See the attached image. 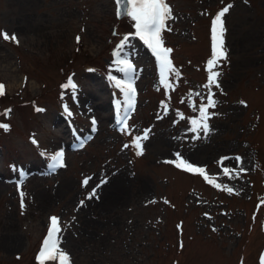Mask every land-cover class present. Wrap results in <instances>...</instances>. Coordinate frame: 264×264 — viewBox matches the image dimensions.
Returning <instances> with one entry per match:
<instances>
[{"label": "rangeland", "instance_id": "rangeland-1", "mask_svg": "<svg viewBox=\"0 0 264 264\" xmlns=\"http://www.w3.org/2000/svg\"><path fill=\"white\" fill-rule=\"evenodd\" d=\"M166 2L173 18L162 40L180 73L173 89L159 83L155 56L116 0H0V33L18 39L0 35V123L10 126L0 128V264H38L51 217L71 264H260L264 0ZM227 5L216 105L197 138L190 121L207 102L212 20ZM125 36L121 58L135 67L137 94L130 133L113 79L128 78L114 55ZM69 80L75 89L62 87ZM145 130L137 155L133 138ZM59 151L65 166L53 169ZM177 154L213 183L176 167ZM9 232L18 246L3 244Z\"/></svg>", "mask_w": 264, "mask_h": 264}, {"label": "snow or ice", "instance_id": "snow-or-ice-1", "mask_svg": "<svg viewBox=\"0 0 264 264\" xmlns=\"http://www.w3.org/2000/svg\"><path fill=\"white\" fill-rule=\"evenodd\" d=\"M118 10V16H127L130 17L132 21H134L135 28V36H137L140 40L143 41L145 45L151 50L153 55L155 56L158 62L159 68V83L163 86L164 89H173L174 83L170 80V76L174 77L176 80L180 78V73L178 69L173 65L172 60L170 58V53L173 51L170 48L164 46L162 40V32L167 29V21L172 19V9L166 0H116ZM232 5H227L222 8L212 20V57L207 62V70H208V81L204 87L208 88V94L206 97V103L201 102L198 107L199 116L198 118L191 119L190 123L192 127L190 131L197 133V138L199 131H203L205 134L209 131L208 119L210 118L211 113L208 112L209 108H214L216 105V101L214 100V93L212 92V87L215 86L219 88L218 76L220 73L218 71H214L213 69L218 67L220 59H226V50L224 49V21L223 17L229 11ZM170 30V29H167ZM3 36V39L8 41L12 40L18 43V39L13 34L11 37L6 33H0ZM79 39V38H78ZM129 37L125 36L119 45L118 50L114 53L116 60L115 64L118 67V70L123 73L128 78L124 79H115V85L124 96V103L126 104L125 115L121 117L120 123L123 124L124 130L130 133V129L127 125V111L129 109L134 108L135 105V97H136V89L133 84V76L135 73V67L131 63L129 59L121 58V53L123 52L124 47L127 44ZM62 87H72L75 89V84L69 80V83L66 85H62ZM4 94V86L0 85V95ZM191 95V94H190ZM196 96H201L200 93H196ZM243 103V102H241ZM165 108V112L167 111V105H163ZM194 110L196 109V104L193 102L192 104ZM117 107L120 108V102L117 101ZM38 111H42V109H37ZM67 110V109H66ZM11 112L10 109L5 110L3 113L5 116ZM71 115V113H69ZM95 124V121H93ZM0 128H3L5 131L9 130L10 126L8 124L0 123ZM149 130H145L142 136H135L133 138L132 146L137 149V155H141L143 152L142 141L148 138ZM128 147V145H125ZM178 162L176 163V167L183 168L186 171L192 173H198L204 175V178L208 180L209 183H213V181L209 180L205 175V169L202 167H196L183 158L179 157L177 154ZM228 159L227 157L222 158L221 164L224 160ZM237 162H240L241 158H235ZM52 164L51 168L55 169L57 167H64V153L63 151L56 152L51 156ZM225 173L229 170L227 168L224 169ZM243 171V169H241ZM22 179L25 177L23 172L20 173ZM88 179L86 178L83 181V184L86 186L88 183ZM22 182V181H21ZM216 187H220V185H215ZM225 189L232 193L233 189L225 186ZM21 207L23 204L24 193L21 192ZM92 195H95V190L89 195V199H91ZM83 203V201L81 202ZM51 226L49 227L48 234L42 243L41 250L37 256L38 264H45L46 261H56L58 259V264H71L70 255L64 252L59 248L60 239L58 233L61 231L59 226V218L51 217ZM260 264H264V254L260 257Z\"/></svg>", "mask_w": 264, "mask_h": 264}, {"label": "bare ground", "instance_id": "bare-ground-1", "mask_svg": "<svg viewBox=\"0 0 264 264\" xmlns=\"http://www.w3.org/2000/svg\"><path fill=\"white\" fill-rule=\"evenodd\" d=\"M27 170H23V173L26 174ZM13 230V228H12ZM11 230V231H12ZM21 238L19 234H15L13 232L5 233L2 235V242L5 245H11V246H18L20 244Z\"/></svg>", "mask_w": 264, "mask_h": 264}, {"label": "water", "instance_id": "water-1", "mask_svg": "<svg viewBox=\"0 0 264 264\" xmlns=\"http://www.w3.org/2000/svg\"><path fill=\"white\" fill-rule=\"evenodd\" d=\"M120 18H122L123 16H119Z\"/></svg>", "mask_w": 264, "mask_h": 264}]
</instances>
